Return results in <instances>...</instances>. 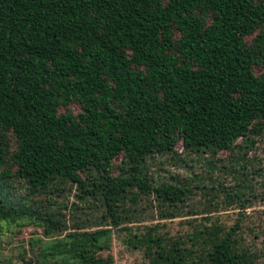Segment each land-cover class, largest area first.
<instances>
[{"label": "trees", "instance_id": "1", "mask_svg": "<svg viewBox=\"0 0 264 264\" xmlns=\"http://www.w3.org/2000/svg\"><path fill=\"white\" fill-rule=\"evenodd\" d=\"M261 65L264 0H0V220L56 234V200L72 186L114 227L140 195L176 209L189 183L151 184L148 160L178 143L210 158L251 148L264 131ZM231 231L211 264H238ZM97 253L79 248V264H108Z\"/></svg>", "mask_w": 264, "mask_h": 264}, {"label": "rangeland", "instance_id": "2", "mask_svg": "<svg viewBox=\"0 0 264 264\" xmlns=\"http://www.w3.org/2000/svg\"><path fill=\"white\" fill-rule=\"evenodd\" d=\"M253 72L264 74V65L255 66ZM252 139L251 148L217 152L212 158L184 150L180 143L173 155L153 156L146 164L151 184L188 182L190 194L176 209L160 210L152 195H140L134 204L125 200L126 219L116 227L108 217L102 218L99 202L88 197L78 200V190L72 186L56 200L63 226L56 234L46 233L33 219L0 220V258L13 264H23L21 259L27 264H79L77 250L93 241L108 264H211L206 253L232 230L238 264H264V131ZM20 185L15 181L10 190L15 202L25 193ZM220 188L232 201L222 200ZM159 211L178 214L162 219Z\"/></svg>", "mask_w": 264, "mask_h": 264}]
</instances>
